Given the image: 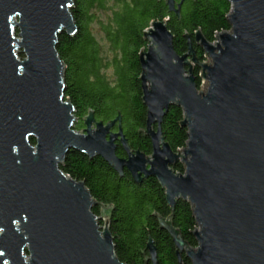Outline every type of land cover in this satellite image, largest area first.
Listing matches in <instances>:
<instances>
[{"label":"water","instance_id":"obj_1","mask_svg":"<svg viewBox=\"0 0 264 264\" xmlns=\"http://www.w3.org/2000/svg\"><path fill=\"white\" fill-rule=\"evenodd\" d=\"M186 1L165 3L179 16ZM228 1L231 31L219 33L215 43L196 34L210 65L197 60L191 41L188 53L175 52L167 21L145 32L149 45L140 62L145 136L152 145L147 156L131 150L120 116L104 123L90 112L85 130H74L75 109L64 98L65 65L57 53L59 35L78 31L73 0H0V264H124L115 253L108 209L97 217L99 204L85 184L60 169L72 151L99 157L136 183L155 178L172 208L188 202L197 249L162 222L179 258L264 264V0ZM196 66L206 92L197 88ZM172 106L182 109L189 136L178 152L162 133ZM118 144L127 158L117 156ZM179 162L185 174L174 172ZM147 250L158 264L152 240Z\"/></svg>","mask_w":264,"mask_h":264},{"label":"trees","instance_id":"obj_2","mask_svg":"<svg viewBox=\"0 0 264 264\" xmlns=\"http://www.w3.org/2000/svg\"><path fill=\"white\" fill-rule=\"evenodd\" d=\"M107 1L73 0L71 15L78 31L74 36L63 32L57 45V53L65 65L64 98L75 109L76 132L85 130L90 112L97 122L104 123L120 116L131 150L150 156L152 145L145 136L147 109L142 100L140 62L141 53L149 45L145 32L153 22L167 21L175 37V52L180 56L188 53L191 41L197 60L203 62L205 52L195 42L196 34L200 32L206 41L215 43L219 33L230 32L232 5L228 0H189L176 16L169 12L165 0H115L114 7H108ZM106 9L112 11L110 21L102 24V33L109 44L108 57L102 54L91 29L94 11ZM199 72L195 68L197 77ZM200 87L201 80L197 78V88ZM183 121V111L177 106H172L163 120V138L174 152L184 150L189 140ZM31 143L35 145L34 140ZM117 156L127 158L120 144ZM60 169L69 178L85 184L99 204L93 209L97 217L101 216L103 207L108 209L109 230L116 256L122 263L153 264L147 250L152 240L158 264H191L185 254L179 258L173 237L163 223L178 231L189 248L197 249L199 244L194 232L198 226L193 209L184 201L178 202L175 208L169 206L165 190L155 178L136 183L127 171L120 176L101 158H89L75 151L66 156ZM173 170L185 174L181 162Z\"/></svg>","mask_w":264,"mask_h":264},{"label":"rangeland","instance_id":"obj_3","mask_svg":"<svg viewBox=\"0 0 264 264\" xmlns=\"http://www.w3.org/2000/svg\"><path fill=\"white\" fill-rule=\"evenodd\" d=\"M115 3H116L115 0H108L107 1L108 7H110V6L114 7ZM111 13H112V11H110V9L95 10L94 11L95 21L91 25L92 32L95 34V37H96V39L98 40V42L100 44V47H101V50H102V54L105 57H108L110 55V53H109L108 41H107L105 35L102 33V30H103L102 24L106 25L110 21V14ZM15 37L18 38V31L15 32ZM18 56H19V58L21 60H23L24 56L22 54H19ZM189 61L191 62L192 60L189 59ZM200 63L201 64L210 65L211 64V60L209 58H207V56L205 55V60L203 62H200ZM192 66L194 67L193 62H192ZM196 68H197V66H196ZM198 69L200 70L199 75H198V77L196 75L195 76L201 80V87H200L199 91L202 92V90H203L204 92H206V90L208 88V82L204 81L202 78H200L202 76V72H201L200 68H198ZM109 72H110V70H109Z\"/></svg>","mask_w":264,"mask_h":264}]
</instances>
